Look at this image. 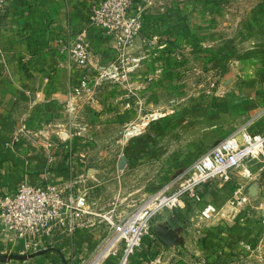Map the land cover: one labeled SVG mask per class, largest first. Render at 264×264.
Segmentation results:
<instances>
[{
  "label": "crops",
  "instance_id": "1",
  "mask_svg": "<svg viewBox=\"0 0 264 264\" xmlns=\"http://www.w3.org/2000/svg\"><path fill=\"white\" fill-rule=\"evenodd\" d=\"M97 1H6L0 29V196L20 182L63 186L87 174L118 181L112 194L121 200L118 163L125 153L97 149L124 148L118 138H101L107 132L118 137L127 124L126 161L161 170L168 181L237 129L264 133V0H145L143 27L125 49L88 22ZM80 30L91 51L84 69L67 49ZM200 64L211 75L222 72L220 80H206L209 86L215 82L208 95L185 78ZM83 77L89 90L71 99V88ZM243 165L227 180L203 184L202 202L186 201L155 215L128 264L249 259L248 248L264 233L259 212L264 207L230 203L240 185L249 195L251 173ZM256 184L260 190L261 182ZM91 186H98L96 203L107 184ZM206 202L219 210L209 219L199 213ZM87 216L73 236L57 230L41 247L27 248L0 226V253L26 255L0 264H83L99 236L98 220Z\"/></svg>",
  "mask_w": 264,
  "mask_h": 264
},
{
  "label": "built area",
  "instance_id": "2",
  "mask_svg": "<svg viewBox=\"0 0 264 264\" xmlns=\"http://www.w3.org/2000/svg\"><path fill=\"white\" fill-rule=\"evenodd\" d=\"M7 0H0V29ZM145 0H98L88 13V22L100 33L113 38L118 49H125L139 35L146 8ZM67 49L76 65L84 69L90 62L91 51L85 31L72 36ZM114 70V64L109 67ZM106 72L105 69L101 68ZM215 82L210 86L215 87ZM85 77L70 90V98L88 91ZM211 90L207 91L210 93ZM264 163V133L250 134L243 127L218 140L206 152L196 157L171 180L150 193L131 213L112 219L106 218L108 233L91 250L83 264H128L131 255L150 234L151 221L165 209H174L181 203L202 202L201 186L215 179L227 180L232 171L248 159ZM81 180H69L66 185L46 182L31 185L20 182L0 196V226L12 230L25 241L26 247L42 246L55 231L73 236L83 219L91 212L86 208L87 191ZM236 190L231 204L242 203L245 197ZM200 217L209 219L219 213L218 208L206 202L200 208ZM264 225V208L260 214ZM261 241L264 242V233ZM109 261V262H108ZM192 264H209L196 259ZM221 264V263H217Z\"/></svg>",
  "mask_w": 264,
  "mask_h": 264
},
{
  "label": "rangeland",
  "instance_id": "3",
  "mask_svg": "<svg viewBox=\"0 0 264 264\" xmlns=\"http://www.w3.org/2000/svg\"><path fill=\"white\" fill-rule=\"evenodd\" d=\"M189 59L191 60V62L195 61L197 63V60L191 59V58ZM200 65L201 67L197 70H194V72L192 70H190V72H187L185 74L186 75L185 78L186 80L189 81V83L198 82L197 84L200 85L199 91H202V92L205 91L206 93H203V94L208 95L207 91L211 90L212 87L209 86V84H205V82H207L210 78H215V81L216 79L220 80L222 76V72L218 69L217 72L215 71L211 75V72H210L211 69L209 66H205L202 64ZM198 70L202 71V74L198 73ZM191 84L194 87L196 85V84L194 85L193 83ZM213 89H215L214 86L212 90ZM129 128H130L129 124L124 125V127H122L120 132H116V135L118 137H115L113 132H110V133L107 132V133H104L105 136L101 138L103 140H108V141H113L118 138L119 139L118 142H120L124 148L116 149L111 146L108 148L97 149L98 152H101L105 155L107 154L113 155L114 153H117V152L118 153L123 152V154L125 153L124 155L121 156L119 163H118L120 169H122V174H123V178L122 180H120L121 183H119L123 189L122 196H120L121 200H117V198H113V194H112L114 193V190H113L114 187L116 189L118 188L117 187L118 181L109 180V179L108 180L98 179L99 181H97V180H94L93 178H90L91 177L90 175H89L90 177L87 178L86 176L87 174H85L83 176L84 180L81 181L79 184L81 188L85 189L88 192L87 200H86V207H97L93 209V211H91V214H88L87 216V219L91 217L95 221L98 220L95 224L97 225L95 229L99 235L98 242L93 247H95L109 231L106 218L112 217V219H115L117 217H122L124 215L131 213L150 193L156 191L166 181H168L166 177H161L162 176L161 170L156 169L152 171V169L146 168L145 163L139 162L138 165H135V164L130 165L126 161V156L129 158L130 153H131L128 150L130 139H127L129 135L128 133L131 131V129ZM95 166L100 167V166H106V165L97 164ZM243 166H246L247 169H249L251 173L248 178L249 183L246 184V187L250 185H255V190L252 194L249 193V195H247L245 190L242 191V194L239 193L238 195L245 197L246 200L242 204L234 203L235 207H264V163L255 162L254 160L249 158L245 162V165ZM259 181L261 182V186H262L260 190L258 189V186L256 184ZM101 182H105V184H107L106 187L105 186L103 187L106 192L102 195V198L98 202L93 203L96 201V198H97V195H94L95 192L93 190L98 189V186L97 188H91V189L89 188V186L91 185L93 186V184L101 183ZM165 210H168V209H165ZM261 210L259 212H261ZM248 251L252 253L251 257L249 259L243 260L241 264H264V242L259 241V243H254L248 248Z\"/></svg>",
  "mask_w": 264,
  "mask_h": 264
},
{
  "label": "water",
  "instance_id": "4",
  "mask_svg": "<svg viewBox=\"0 0 264 264\" xmlns=\"http://www.w3.org/2000/svg\"><path fill=\"white\" fill-rule=\"evenodd\" d=\"M255 190V185H250L249 186V193L252 194ZM29 256H32V255H29ZM26 257V255H20V254H14V253H11V252H8V253H4V254H1L0 253V262H5L6 260H20V259H24Z\"/></svg>",
  "mask_w": 264,
  "mask_h": 264
}]
</instances>
